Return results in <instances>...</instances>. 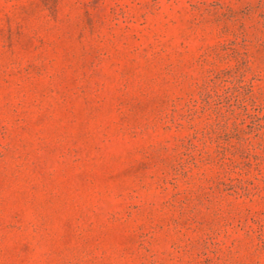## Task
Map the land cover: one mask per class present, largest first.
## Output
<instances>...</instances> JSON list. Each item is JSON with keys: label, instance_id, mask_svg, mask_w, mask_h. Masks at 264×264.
Returning <instances> with one entry per match:
<instances>
[{"label": "rangeland", "instance_id": "obj_1", "mask_svg": "<svg viewBox=\"0 0 264 264\" xmlns=\"http://www.w3.org/2000/svg\"><path fill=\"white\" fill-rule=\"evenodd\" d=\"M0 264H264V0H0Z\"/></svg>", "mask_w": 264, "mask_h": 264}]
</instances>
